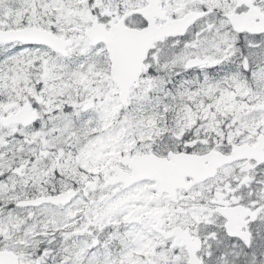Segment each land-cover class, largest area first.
Masks as SVG:
<instances>
[{
  "label": "snow or ice",
  "instance_id": "6c2138e0",
  "mask_svg": "<svg viewBox=\"0 0 264 264\" xmlns=\"http://www.w3.org/2000/svg\"><path fill=\"white\" fill-rule=\"evenodd\" d=\"M0 264H264V0H0Z\"/></svg>",
  "mask_w": 264,
  "mask_h": 264
}]
</instances>
